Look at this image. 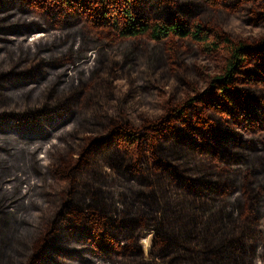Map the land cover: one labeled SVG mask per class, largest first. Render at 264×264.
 I'll use <instances>...</instances> for the list:
<instances>
[{
    "label": "trees",
    "instance_id": "trees-1",
    "mask_svg": "<svg viewBox=\"0 0 264 264\" xmlns=\"http://www.w3.org/2000/svg\"><path fill=\"white\" fill-rule=\"evenodd\" d=\"M63 1L68 7L74 2L87 7L85 17L91 25L102 22L123 41L140 44L171 39L202 45L213 34L225 46L226 58L212 78L211 85L217 87L208 98L196 95L186 98V104L170 102L155 119L136 109L139 123L134 125L124 107H119L113 116L107 113L106 107L116 101L112 94L114 80L107 83L108 95L104 100L92 82L80 87L73 85L69 93L61 94L58 87L62 82L57 81L43 89L42 101L14 107L17 100L10 93L29 84L39 70L46 72L44 63L51 66L53 62L33 56L13 57L11 49L7 66L0 63V131L6 128L46 139L50 127L57 129L79 111L107 121L85 118L83 124L93 129L85 127L86 135L70 136L79 141L78 149L62 159L53 171V181L65 182V186L53 190V198H58V202H53L49 216L43 218V229L31 239L29 251L24 248V241L15 240L8 222L9 205L0 202V264H74L78 259L82 264H241L233 256L234 247L239 245L235 244L236 210L230 199L236 180L228 175L247 154H263L257 148L248 152L243 141L248 139L245 132L264 130V90L253 95L237 85L242 78L247 85L252 78L253 82L264 81V52L258 54L262 62L251 64L254 49L264 51V40L234 39L221 27L213 31L200 23L189 26L190 22L184 20L199 15L201 10L196 8L191 13L195 5L181 0ZM197 1L213 10L236 9L235 2L230 0ZM239 1L242 7H254L264 16V0ZM56 3L61 8L58 0ZM99 4L101 8L97 7ZM1 9L8 7L0 0ZM92 12L95 14L90 18ZM8 15L0 19L6 20ZM19 19L16 22L25 21L18 17L15 20ZM46 21L48 16L31 23L40 33L43 28L39 23ZM83 24L74 29H82ZM259 24L264 29V21ZM15 25H1L0 32ZM33 26L17 31L28 38ZM209 43L216 45L214 40ZM115 61L118 60L105 58L98 69L103 73L109 71L116 78ZM119 62L123 64L124 59ZM129 62L136 64L132 58ZM30 91L20 98L30 99ZM131 98V92L127 93L123 103ZM205 107L216 114L218 119L214 118V123L212 115H203ZM259 138L263 137H256ZM73 148L68 144L69 150ZM99 151L102 153L96 154ZM95 157L96 165L90 169ZM246 195L238 215L241 221L254 224L251 209L259 202L257 196ZM148 235L149 246L144 249L141 241Z\"/></svg>",
    "mask_w": 264,
    "mask_h": 264
},
{
    "label": "rangeland",
    "instance_id": "rangeland-1",
    "mask_svg": "<svg viewBox=\"0 0 264 264\" xmlns=\"http://www.w3.org/2000/svg\"><path fill=\"white\" fill-rule=\"evenodd\" d=\"M56 1L1 0L8 9H1L0 17L6 13L9 15L6 20L0 19V26L15 25V23H20V26L15 25L5 33L0 32L3 33L0 38V61H2L0 63L7 66L11 49L14 53L13 57L33 56L32 58L44 59L45 62H53L51 66L44 63L43 69L46 72L39 70L33 78L31 77L29 84L21 85L19 89L10 93L17 100V102L14 100V107L31 105L38 99L42 101L45 95L43 89L48 83L57 81L62 82L58 87V93L61 94L69 93L73 85L80 87L92 82L99 91L101 99L104 100L108 95L106 85L114 80L115 90L112 94L116 101L109 103L110 107H106L107 113L113 116L119 107H124L129 111L130 122L137 125L138 111L155 119L164 112L170 102L180 105L186 98H195L196 95L208 98L211 92H215L217 86H212L211 82L224 64L226 48L220 41L215 40L213 34L202 45L194 44L190 40L171 39L160 43L148 41L140 44L137 41V43L130 40L123 41L102 25V22L91 25L85 17L87 7L78 6L80 4L78 2L68 7L63 4V0H58L61 8H57ZM230 1L235 2L236 9L233 12L230 8L223 11L209 9L197 0H181L195 5L191 13L196 11V8L201 10L199 15L191 16L184 21H189V26L200 23L213 31L221 27L234 39L252 42L264 40V29L259 24L260 21H264L262 13L257 12L254 7L249 9L242 7L239 0ZM72 6L76 9H72ZM99 6L100 4L97 7L101 8ZM262 6L264 7V2ZM92 7L91 4L89 10ZM153 13L156 14L157 11L154 10ZM223 13L228 14V17L223 16ZM94 14L92 12L90 18ZM45 16H48L49 21L40 22L43 33H37L39 31L34 29L31 20H40ZM17 17L24 18L25 21L16 22L20 21V19L15 20ZM246 17L250 20L246 21ZM81 24L84 25L82 29H74ZM31 26L34 32L32 31L28 38L24 33L17 31ZM211 40H214L216 45L209 43ZM36 50L40 51L34 54ZM253 52L252 66L255 61L262 62L258 54L263 55L264 51L254 49ZM248 57L249 55H246L247 59ZM105 58L118 60L113 66L117 69L116 78H113L109 71L103 73L98 69L101 62H105ZM131 58L136 64L129 62ZM121 59H124L123 64L119 62ZM261 73L264 77L263 70ZM252 79L248 80L251 81L249 86L245 78L238 79L237 86L249 90L253 95H260L259 91L264 90V81L253 82ZM29 89L32 90L31 98L21 99L20 95L25 94ZM62 89L65 91L60 92L59 90ZM129 92L132 98L124 104L123 100ZM202 113L205 117L208 114L212 115V122H215L214 118L217 116L214 111L205 107ZM234 115H230L231 118ZM85 118L99 122L107 121L106 118L94 116L90 112L79 111L71 120L61 122L57 129L50 127V135L46 139L6 128L0 131V202L9 205L8 222L12 227L13 236L16 241H24L26 251H29L32 244L31 239L43 229V218L49 216L53 202H58V198H53V190H60L65 186V182L53 181V171L62 159L70 156L71 153L74 154L78 149L79 141L71 139L70 136L86 135L85 127L89 130L93 129L92 126L83 124ZM227 124L234 128L231 123ZM244 135L248 139L243 141V146H248V152L251 148H257L262 150L263 154H257L256 157L247 154L245 159L237 162L239 166L231 169V174L228 175L236 180L234 193L230 199L233 200L236 210L234 232L237 234L235 238L237 243L235 241V244L239 245L234 247L233 256L239 258L241 264H264V130L257 133L245 132ZM256 137L263 138L256 139ZM68 144L74 145V148L69 150ZM111 150L110 147L109 154L112 153ZM101 153L99 151L96 154ZM96 161L97 158H93L90 169H93ZM248 184L249 189H247ZM246 193L253 197L257 196L259 202V205L255 204L251 209L254 224L241 221L238 215L247 196ZM250 237L253 239H249ZM141 242L144 249H147L150 235L143 237ZM74 264L82 263L78 259Z\"/></svg>",
    "mask_w": 264,
    "mask_h": 264
}]
</instances>
